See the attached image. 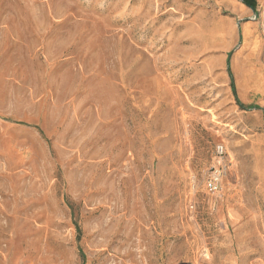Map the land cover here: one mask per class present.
<instances>
[{"label":"rangeland","instance_id":"rangeland-1","mask_svg":"<svg viewBox=\"0 0 264 264\" xmlns=\"http://www.w3.org/2000/svg\"><path fill=\"white\" fill-rule=\"evenodd\" d=\"M256 2L0 0V264H264V113L230 64Z\"/></svg>","mask_w":264,"mask_h":264},{"label":"crops","instance_id":"crops-1","mask_svg":"<svg viewBox=\"0 0 264 264\" xmlns=\"http://www.w3.org/2000/svg\"><path fill=\"white\" fill-rule=\"evenodd\" d=\"M261 36V41L257 43L248 41L245 44L246 51H242L244 44L236 45L230 60L231 68L234 69L236 99L244 111L257 113V118H260L261 113H264V30ZM222 57L224 59L226 55L223 54ZM222 62L225 61L220 59H215L214 61L213 59L209 62V67H222ZM213 75V79L223 88H228L231 84V78L227 72L220 71ZM218 95L220 96V94ZM224 96L226 98L218 97L219 99L216 101L223 108L221 110L236 111L239 106L236 104V99L232 93L226 92ZM213 110L217 111L220 109H214L213 107ZM207 111H211V109Z\"/></svg>","mask_w":264,"mask_h":264},{"label":"built area","instance_id":"built-area-1","mask_svg":"<svg viewBox=\"0 0 264 264\" xmlns=\"http://www.w3.org/2000/svg\"><path fill=\"white\" fill-rule=\"evenodd\" d=\"M214 164L206 174L205 190L212 197H221L225 191L228 175L227 151L223 143L217 144L214 151Z\"/></svg>","mask_w":264,"mask_h":264},{"label":"trees","instance_id":"trees-1","mask_svg":"<svg viewBox=\"0 0 264 264\" xmlns=\"http://www.w3.org/2000/svg\"><path fill=\"white\" fill-rule=\"evenodd\" d=\"M243 3H245L249 8L256 10L257 8V2L256 0H242ZM232 88L235 91V87H234V81H232Z\"/></svg>","mask_w":264,"mask_h":264}]
</instances>
